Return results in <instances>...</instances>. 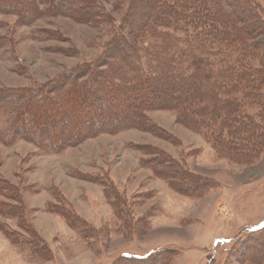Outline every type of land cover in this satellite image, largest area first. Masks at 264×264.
<instances>
[{
	"label": "rangeland",
	"instance_id": "obj_1",
	"mask_svg": "<svg viewBox=\"0 0 264 264\" xmlns=\"http://www.w3.org/2000/svg\"><path fill=\"white\" fill-rule=\"evenodd\" d=\"M249 1L264 25V0ZM95 2L110 15L109 22L44 13L25 24L16 14L0 13V37L6 42L0 47V90L48 83L101 58L121 33L128 0L118 8L113 0ZM240 6L246 17V7ZM48 7L39 4L41 10ZM141 43L162 44L150 36ZM246 103L245 111L255 116L260 107ZM147 115L178 141L130 128L62 152H44L24 140L0 142V176L20 188L24 222L46 247L42 255L36 253L19 218L0 214V225L21 236L14 243L0 229V264H116L124 254L160 252L172 255L164 264H264L249 253L251 245L264 243V233H250L264 225V148L245 162L218 153L208 130L178 123L175 111ZM152 147L205 178L206 189L188 196L172 187L147 162ZM58 209L78 215L87 231L72 228ZM256 254L264 255V244Z\"/></svg>",
	"mask_w": 264,
	"mask_h": 264
},
{
	"label": "trees",
	"instance_id": "obj_2",
	"mask_svg": "<svg viewBox=\"0 0 264 264\" xmlns=\"http://www.w3.org/2000/svg\"><path fill=\"white\" fill-rule=\"evenodd\" d=\"M113 1L116 8L126 2ZM250 2L128 0L121 33L97 61L48 83L0 90V142L24 140L44 152H62L100 134L130 128L177 142L147 115L171 110L185 127L208 130L218 153L242 161L256 159L264 148V25ZM40 3L48 4V9L41 10ZM239 6L247 10L246 17ZM0 13L16 14L25 24L44 13L92 24L111 20L95 0H0ZM147 36L162 44L143 46ZM4 43L0 37V47ZM248 99L260 107L255 116L244 109ZM152 151L147 162L176 190L195 196L206 189L205 178L191 174L166 152L156 147ZM0 197V214L19 218V228L32 236L28 242L42 255L44 242L24 222L27 208L20 188L0 176ZM56 212L72 228L87 231L75 213ZM0 229L14 243L21 241L16 230L3 225ZM250 233H264V225ZM259 243L251 245L249 253L263 262L264 255L256 254L264 244ZM169 254H124L116 264H164Z\"/></svg>",
	"mask_w": 264,
	"mask_h": 264
}]
</instances>
